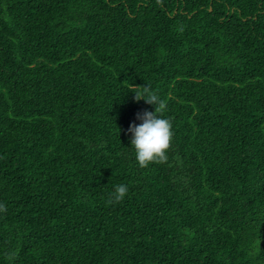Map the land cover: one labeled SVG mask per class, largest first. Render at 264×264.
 Segmentation results:
<instances>
[{
  "label": "trees",
  "instance_id": "trees-1",
  "mask_svg": "<svg viewBox=\"0 0 264 264\" xmlns=\"http://www.w3.org/2000/svg\"><path fill=\"white\" fill-rule=\"evenodd\" d=\"M0 203V264H264V0H0Z\"/></svg>",
  "mask_w": 264,
  "mask_h": 264
},
{
  "label": "clouds",
  "instance_id": "clouds-1",
  "mask_svg": "<svg viewBox=\"0 0 264 264\" xmlns=\"http://www.w3.org/2000/svg\"><path fill=\"white\" fill-rule=\"evenodd\" d=\"M134 100H143L146 104L154 106V112L137 114L141 121L139 125L130 124L128 132L131 133L130 145L134 150V158L139 168H148L152 164H163L167 162V153L171 148L173 138L172 120L164 118L167 110V102L152 90L150 85L142 87H131ZM128 186L116 185L114 190L108 194L106 205L118 204L128 194ZM6 206L0 203V212H6ZM9 264L17 258L15 250L7 253Z\"/></svg>",
  "mask_w": 264,
  "mask_h": 264
}]
</instances>
